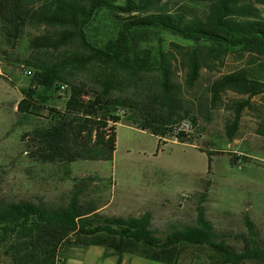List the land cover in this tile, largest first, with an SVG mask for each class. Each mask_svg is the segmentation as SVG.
Instances as JSON below:
<instances>
[{"label": "trees", "instance_id": "obj_1", "mask_svg": "<svg viewBox=\"0 0 264 264\" xmlns=\"http://www.w3.org/2000/svg\"><path fill=\"white\" fill-rule=\"evenodd\" d=\"M118 1L0 0V34L11 47L27 28L39 30L29 37L31 52L25 59L34 68L32 84L59 89L56 81L61 80L68 86L69 98L63 110L47 109L42 115L39 106L25 98L17 103L22 116L45 120L22 139L33 162L111 160L117 124L123 119L152 133L159 142L168 136L191 142L189 133L175 131L183 119L195 120L181 98L175 76L176 70L182 69L185 86H194L202 67L208 66L202 42L247 53L264 64V0H195L192 4ZM101 9L109 11L116 22L115 37L97 45L87 38L85 29ZM158 31L170 32L191 44L171 41L152 61L151 51L141 48L136 38ZM57 52L54 58L42 56ZM154 69V80L149 86H140L139 79ZM126 85H134L137 92L141 87L143 95L116 92L124 91ZM227 89L253 97L264 93V81L241 67L212 82V99ZM122 109L124 113L119 114ZM234 128L235 124L230 136ZM213 154L224 152L207 151L208 170ZM239 159L235 153L231 157L232 162ZM92 178H74L61 205L48 204L38 196L0 198V254L2 251L15 264H56L65 244L100 245L117 255L116 264L124 254L179 264L182 247L189 246L194 248L192 257L205 255V264H264V237L248 212L242 215L243 231L216 228L206 217L203 192L195 205L194 223L160 237L151 228L149 211L139 216L106 215L98 202L85 200Z\"/></svg>", "mask_w": 264, "mask_h": 264}, {"label": "rangeland", "instance_id": "obj_2", "mask_svg": "<svg viewBox=\"0 0 264 264\" xmlns=\"http://www.w3.org/2000/svg\"><path fill=\"white\" fill-rule=\"evenodd\" d=\"M166 1L195 3V0H161ZM261 11L264 15V6ZM115 27L112 14L101 9L87 25L86 36L102 45L115 37ZM35 32L39 30L27 28L15 47L0 34L1 199L38 196L48 204L61 205L68 198L74 178L92 176L94 182L86 191L85 200L98 202L102 205L100 211L106 215L139 216L149 211L151 228L156 235L164 237L171 229L194 223L195 205L206 192L202 204L206 217L216 228L241 232L245 229L242 215L248 212L264 237V93L248 97L227 89L213 100L210 90L215 79L241 67L264 81L261 61L247 53L226 51L216 44L202 42V54L208 66L202 67L192 88L184 84V71L176 70L181 98L195 118L192 130L187 132L191 142L170 136L159 142L152 133L123 119L117 124L116 148L111 160L39 164L27 156L22 139L27 131L45 120L22 116L17 112V103L25 98L46 115L47 109L59 111L66 107L69 91L61 80L56 81L59 89L32 84L34 68L25 59L31 52L29 37ZM136 39L141 48L151 51L152 61L157 60L159 51L166 50L171 41L191 44L166 31L144 33ZM56 55L59 53L42 56ZM27 69L32 73L27 74ZM156 72L155 69L147 72L138 84L149 86ZM124 87V91L116 92L143 95L141 87L138 92L134 85ZM242 104L245 106L237 111ZM233 124L234 132L230 136ZM207 151L224 152L211 156L210 170ZM234 153L240 157L237 162L231 161ZM244 156L251 160L245 162ZM193 251L192 247H182L179 263L190 262L197 256L193 264H200L205 255L192 257ZM0 264L15 263L1 251Z\"/></svg>", "mask_w": 264, "mask_h": 264}, {"label": "crops", "instance_id": "obj_3", "mask_svg": "<svg viewBox=\"0 0 264 264\" xmlns=\"http://www.w3.org/2000/svg\"><path fill=\"white\" fill-rule=\"evenodd\" d=\"M203 256V255H202ZM117 255L100 245L65 244L58 252L56 264H116ZM197 256L190 262L179 264H193ZM205 257L200 264H205ZM120 264H163L149 259L124 254Z\"/></svg>", "mask_w": 264, "mask_h": 264}, {"label": "built area", "instance_id": "obj_4", "mask_svg": "<svg viewBox=\"0 0 264 264\" xmlns=\"http://www.w3.org/2000/svg\"><path fill=\"white\" fill-rule=\"evenodd\" d=\"M26 73L31 74L32 73L31 69H27ZM123 113H124L123 109L119 110V114H123ZM192 128H193V123L189 119H183L177 124V126L175 127V131L189 132L192 130Z\"/></svg>", "mask_w": 264, "mask_h": 264}]
</instances>
